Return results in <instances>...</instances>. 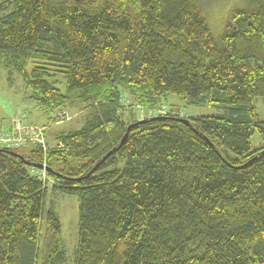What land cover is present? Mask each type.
<instances>
[{"label": "trees", "instance_id": "1", "mask_svg": "<svg viewBox=\"0 0 264 264\" xmlns=\"http://www.w3.org/2000/svg\"><path fill=\"white\" fill-rule=\"evenodd\" d=\"M219 3L0 0L6 67L47 107L91 110L47 152L59 186L25 161L43 146L0 147V264H64L58 187L80 200L75 264H264V0L215 35Z\"/></svg>", "mask_w": 264, "mask_h": 264}, {"label": "rangeland", "instance_id": "2", "mask_svg": "<svg viewBox=\"0 0 264 264\" xmlns=\"http://www.w3.org/2000/svg\"><path fill=\"white\" fill-rule=\"evenodd\" d=\"M250 0H220L218 7L211 9L209 20L215 35H218L226 25V21L238 8L248 7ZM64 90L65 85H60ZM169 103L179 104L181 100L176 95L168 97ZM135 107H140L135 103ZM256 105L260 119L264 120V98L258 97ZM158 109V105L156 106ZM190 112L178 108V117L197 116L201 112H211V108H198ZM128 112L132 110H127ZM156 111V110H155ZM91 112L78 100L69 101L67 105L57 108H49L36 100L25 81L17 73L6 67V63L0 59V147L16 148L17 151L32 155V151L44 146L47 152L63 146L57 140L62 133L80 129L86 122ZM136 112V111H134ZM147 113V110L145 111ZM151 116L160 115L159 112L150 111ZM145 115V114H144ZM139 113L137 119H139ZM45 128V129H44ZM40 129V131H39ZM42 130V131H41ZM39 134V135H38ZM47 159V158H46ZM45 158L37 163L43 164L40 170H45L46 179L58 184L47 169ZM35 168V169H36ZM39 173V172H37ZM48 173V174H47ZM48 175V176H47ZM52 180V181H51ZM59 186V184H58ZM46 208L53 207L60 216L63 224V245L66 252L64 264H75V249L78 241L79 224V196L61 191V189L49 188L45 195Z\"/></svg>", "mask_w": 264, "mask_h": 264}, {"label": "water", "instance_id": "3", "mask_svg": "<svg viewBox=\"0 0 264 264\" xmlns=\"http://www.w3.org/2000/svg\"><path fill=\"white\" fill-rule=\"evenodd\" d=\"M76 1H81V0H76ZM155 119H157V120H158V119H163V117H154L152 120H155ZM179 120L182 121V122L190 123L189 120H185V119H179ZM144 122H147V121H145V120L142 121V120H141V121H137V122H135V123L130 124V125L128 126V129H127L125 135H124L123 138H122V141H121L120 146H122V145L125 143V141L127 140L131 128H132L133 126H135V125L142 124V123H144ZM114 151H115V148H114L113 150L109 151V153L106 154V155L104 156V158H103L101 161L105 160L107 157H109L111 154H113ZM9 152H11L13 155L18 156L19 158L25 160V158H24V156H23L22 154H20V153H18V152H14V151H9ZM25 161H26V163H27L28 165H30V166L38 167V168H42V167H43V164H41V163L32 162V161H29V160H25ZM97 165H98V164H97ZM96 167H97V166H96ZM47 169H48V171L51 172V169H50V168L47 167Z\"/></svg>", "mask_w": 264, "mask_h": 264}, {"label": "built area", "instance_id": "4", "mask_svg": "<svg viewBox=\"0 0 264 264\" xmlns=\"http://www.w3.org/2000/svg\"><path fill=\"white\" fill-rule=\"evenodd\" d=\"M44 147V146H43ZM45 149V147H44ZM46 151V150H45ZM47 158L46 154H45V159ZM46 164V163H45ZM47 166V164H46ZM37 173V172H36ZM40 177L44 178V180L46 179V171L45 170H40L39 173H37ZM48 180V179H47Z\"/></svg>", "mask_w": 264, "mask_h": 264}, {"label": "bare ground", "instance_id": "5", "mask_svg": "<svg viewBox=\"0 0 264 264\" xmlns=\"http://www.w3.org/2000/svg\"><path fill=\"white\" fill-rule=\"evenodd\" d=\"M176 114H173V116H175ZM45 129V128H44ZM39 131H40V129H39ZM42 131V130H41ZM39 135V134H38ZM46 165V164H45ZM47 172V171H46ZM48 174V173H47ZM48 176V175H47ZM52 181V180H51Z\"/></svg>", "mask_w": 264, "mask_h": 264}]
</instances>
